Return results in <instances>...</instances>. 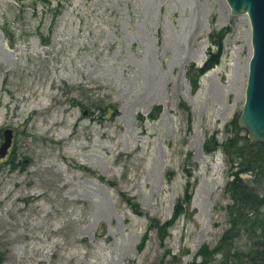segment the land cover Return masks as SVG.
I'll use <instances>...</instances> for the list:
<instances>
[{
  "label": "rangeland",
  "instance_id": "rangeland-1",
  "mask_svg": "<svg viewBox=\"0 0 264 264\" xmlns=\"http://www.w3.org/2000/svg\"><path fill=\"white\" fill-rule=\"evenodd\" d=\"M250 55L225 0H0V264H200L232 203L204 146L232 131Z\"/></svg>",
  "mask_w": 264,
  "mask_h": 264
},
{
  "label": "trees",
  "instance_id": "trees-1",
  "mask_svg": "<svg viewBox=\"0 0 264 264\" xmlns=\"http://www.w3.org/2000/svg\"><path fill=\"white\" fill-rule=\"evenodd\" d=\"M221 50L222 45L219 43L215 53L208 52L203 67L206 66L202 69L217 65ZM229 124H232L233 128L224 141L219 142L212 136L207 138L204 146L207 152L219 150L224 156L230 177L225 191L232 200L227 207L229 227L222 234L218 245L211 249L203 246L196 257H201L200 264L209 263L215 256L221 258L220 264H264V195L259 194L255 187L264 186V143L250 144L247 131L237 125V118H233ZM242 174L250 176V184L240 183L243 181ZM189 200L190 195L186 189L183 198L177 200L174 206L172 218L156 225L157 231L163 232L160 240L164 239L168 228L181 213V204ZM240 237H246L248 240L249 248L246 253L236 246V240ZM145 239L144 236L139 247H142Z\"/></svg>",
  "mask_w": 264,
  "mask_h": 264
},
{
  "label": "water",
  "instance_id": "water-1",
  "mask_svg": "<svg viewBox=\"0 0 264 264\" xmlns=\"http://www.w3.org/2000/svg\"><path fill=\"white\" fill-rule=\"evenodd\" d=\"M230 12L246 15L250 26L251 55L248 61L247 78L242 109L237 125L247 131L250 144L264 143V0H225ZM198 75V70H192ZM12 130L3 131L0 157L8 151Z\"/></svg>",
  "mask_w": 264,
  "mask_h": 264
},
{
  "label": "bare ground",
  "instance_id": "bare-ground-1",
  "mask_svg": "<svg viewBox=\"0 0 264 264\" xmlns=\"http://www.w3.org/2000/svg\"><path fill=\"white\" fill-rule=\"evenodd\" d=\"M203 57H204V54H203ZM201 142H202V141H200V146H201Z\"/></svg>",
  "mask_w": 264,
  "mask_h": 264
}]
</instances>
